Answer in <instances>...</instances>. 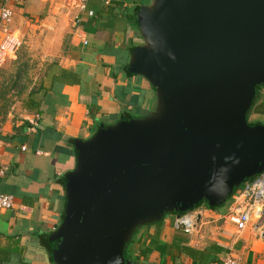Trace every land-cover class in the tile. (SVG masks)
Returning <instances> with one entry per match:
<instances>
[{"label":"water","instance_id":"obj_1","mask_svg":"<svg viewBox=\"0 0 264 264\" xmlns=\"http://www.w3.org/2000/svg\"><path fill=\"white\" fill-rule=\"evenodd\" d=\"M127 71L155 105L76 140L52 264H140L137 232L202 204L222 207L264 174V124L248 114L264 84V0H150Z\"/></svg>","mask_w":264,"mask_h":264},{"label":"crops","instance_id":"obj_2","mask_svg":"<svg viewBox=\"0 0 264 264\" xmlns=\"http://www.w3.org/2000/svg\"><path fill=\"white\" fill-rule=\"evenodd\" d=\"M149 2L89 0L84 12L71 0L6 3L13 12L9 33L43 69L32 97L37 108H23L20 119L0 131V168H6L0 193L15 198L13 208L0 211V264H52L51 237L63 217L62 180L75 167V141L154 108L153 88L127 71L132 49L142 44L136 13ZM4 4L0 0V8ZM4 38L0 30V43ZM234 196L222 207L191 211V234L174 229L177 214L140 229L131 255L140 264H222L226 258L264 264V214L236 231L224 219Z\"/></svg>","mask_w":264,"mask_h":264},{"label":"built area","instance_id":"obj_3","mask_svg":"<svg viewBox=\"0 0 264 264\" xmlns=\"http://www.w3.org/2000/svg\"><path fill=\"white\" fill-rule=\"evenodd\" d=\"M5 4L0 8V30L5 38L0 43V67L5 61L15 54L21 45L19 39L9 33L8 25L12 19L13 12L6 6L10 0H2ZM89 0H71L72 8L78 12L86 11V5ZM92 16V12H88ZM74 22L79 23L78 15L74 17ZM86 44V40L83 41ZM6 168H0V175H3ZM15 198L12 195L0 193V211L9 210L14 207ZM264 214V174L243 183L239 191L234 196V202L224 219L231 224L236 231H242L250 223L251 217L256 216L261 219ZM175 230L182 231L185 234H191L195 228V219L192 214L178 216L173 224ZM222 264H238L234 258H226Z\"/></svg>","mask_w":264,"mask_h":264},{"label":"rangeland","instance_id":"obj_4","mask_svg":"<svg viewBox=\"0 0 264 264\" xmlns=\"http://www.w3.org/2000/svg\"><path fill=\"white\" fill-rule=\"evenodd\" d=\"M42 69L37 55L21 45L0 67V131L7 122L20 119L23 102L31 90L38 88ZM257 118L254 114L248 115L251 123Z\"/></svg>","mask_w":264,"mask_h":264},{"label":"trees","instance_id":"obj_5","mask_svg":"<svg viewBox=\"0 0 264 264\" xmlns=\"http://www.w3.org/2000/svg\"><path fill=\"white\" fill-rule=\"evenodd\" d=\"M35 91L31 90L27 95L26 100L23 102V108L25 109H35L37 108L35 102L32 100ZM254 114L255 116L259 117L253 123H261L264 124V84L257 87V94L255 96L254 102L252 107L249 111L248 115ZM251 123V122H250Z\"/></svg>","mask_w":264,"mask_h":264}]
</instances>
